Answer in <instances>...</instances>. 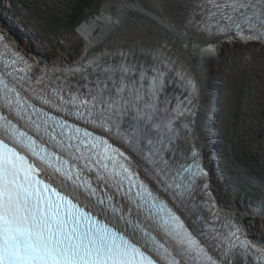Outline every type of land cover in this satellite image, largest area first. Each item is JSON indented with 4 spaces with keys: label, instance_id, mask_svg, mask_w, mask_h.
<instances>
[{
    "label": "snow or ice",
    "instance_id": "6c2138e0",
    "mask_svg": "<svg viewBox=\"0 0 264 264\" xmlns=\"http://www.w3.org/2000/svg\"><path fill=\"white\" fill-rule=\"evenodd\" d=\"M183 8L198 32L264 40V0ZM198 90L165 46L41 66L0 34V264H264L184 148Z\"/></svg>",
    "mask_w": 264,
    "mask_h": 264
},
{
    "label": "rangeland",
    "instance_id": "374dc122",
    "mask_svg": "<svg viewBox=\"0 0 264 264\" xmlns=\"http://www.w3.org/2000/svg\"><path fill=\"white\" fill-rule=\"evenodd\" d=\"M102 1L96 0L79 20H82L81 25L84 19L87 20L82 32L88 37L72 30V24H67L71 29L63 26L66 25L65 16L72 11L71 7L77 0H0V26L32 58L67 64L85 54L90 37L99 38L96 34L102 33L101 22L106 20L99 13ZM105 1L104 5L107 6L113 0ZM94 12L97 14H91ZM48 21L53 25L49 29L44 27ZM58 24L61 26H56ZM54 25L59 30L56 35L51 31L56 29ZM239 40L236 36H225L218 41L216 57L204 54L211 66V73L206 69L209 73L207 76L211 78L210 96L206 100L207 105L213 106L212 121L208 128L213 145L210 155L205 154V157L208 166V157L214 158L213 164L209 166L211 183L222 203L232 206L234 212L246 218V224L254 232L263 235L264 44ZM201 90L203 98L202 82ZM214 172H217V177ZM240 184L252 188L255 195L252 197Z\"/></svg>",
    "mask_w": 264,
    "mask_h": 264
},
{
    "label": "bare ground",
    "instance_id": "6f19581e",
    "mask_svg": "<svg viewBox=\"0 0 264 264\" xmlns=\"http://www.w3.org/2000/svg\"><path fill=\"white\" fill-rule=\"evenodd\" d=\"M181 4H183V0H113L111 4L107 6L104 5L103 10H105V13L110 15V20L118 19V21H120V26L107 24L106 29H104L102 33L97 34L99 38L90 37L88 45L85 46V54L82 55L76 61L80 62L89 54L98 52L105 48H116L118 46H125L124 44L126 43L136 44V46H139V44H141V42L145 38L156 41H164L170 45H173V47L180 53V55L186 58L189 66L195 72L198 80L200 81V85L202 82L203 98L201 96V106L199 107V112L197 113V116L194 119L192 139L197 143L199 147H201L204 154L210 155V148L213 144L212 135L208 128L209 125H211L212 121L211 116L213 114V106H210L209 104L207 105L208 102L206 100V97L208 96L209 98L210 96L209 87L211 84V78L210 76H207V70H209V72L211 73V66L207 62L205 57H200L202 51L206 48V44L200 43L199 39L195 38L193 35L183 30L182 26L180 25V19L178 15L179 13H181ZM75 6L76 4L71 8H74ZM115 6L120 7L115 8ZM71 15H74V13L67 14L65 16L64 19L66 20V25L63 26H66L67 29H71L70 27H68L67 24H72L74 26L72 28L73 30L76 29V23L70 21ZM57 26L60 27L61 25L58 24ZM82 26L81 32L83 29ZM103 26L104 25H102V27ZM3 31L6 33V30L3 29ZM175 31L180 32L181 35L176 34ZM82 34L85 37H88L86 33L82 32ZM109 40H112L109 44L104 46L100 45ZM95 42L97 43L95 44ZM93 44H95L96 46H92ZM208 45L211 44L208 43ZM218 47V41L213 43V46H211L212 49L217 50ZM206 53H208L210 57L213 56L212 51H207ZM33 60L37 63L38 61H41V63L44 65L50 64L49 61L54 62L53 60H39L38 57L37 59L35 58ZM54 64L56 66H61V63ZM201 92L202 90L200 88V93ZM196 134L198 137L196 136ZM208 148L210 151H208ZM213 162L214 158L212 156L208 157L209 166L212 165ZM251 170L254 171L255 169ZM214 175L215 177H217V172H214ZM223 208L233 217L242 221V215L234 212L233 209L228 206V203L223 202ZM256 212L257 211L255 210L254 213ZM245 226L248 229V232L255 239L260 240L262 237H264V234L260 235L259 233L254 232L253 228L248 224L245 223Z\"/></svg>",
    "mask_w": 264,
    "mask_h": 264
},
{
    "label": "trees",
    "instance_id": "16d2710c",
    "mask_svg": "<svg viewBox=\"0 0 264 264\" xmlns=\"http://www.w3.org/2000/svg\"><path fill=\"white\" fill-rule=\"evenodd\" d=\"M95 3H96V0H77V2L75 3L76 6L74 8H71L72 11L67 13V14L75 13L74 15L70 16V21L75 22L77 24L79 22V20L82 18V16L87 14V10L91 9ZM79 17H81V18H79ZM55 23H56V21H55ZM52 26L53 25H52L51 21H48V24H46L44 27L49 29ZM51 31L54 32L53 33L54 35H56L57 32H59L58 27H56L55 30H51ZM230 164H231V162H230ZM246 190L248 191V194H250L252 197L254 196V192H253L252 188H246Z\"/></svg>",
    "mask_w": 264,
    "mask_h": 264
},
{
    "label": "flooded vegetation",
    "instance_id": "af4514ba",
    "mask_svg": "<svg viewBox=\"0 0 264 264\" xmlns=\"http://www.w3.org/2000/svg\"><path fill=\"white\" fill-rule=\"evenodd\" d=\"M58 63V62H57ZM196 136H197V134H196ZM198 137V136H197ZM196 138V137H195Z\"/></svg>",
    "mask_w": 264,
    "mask_h": 264
},
{
    "label": "water",
    "instance_id": "95a60500",
    "mask_svg": "<svg viewBox=\"0 0 264 264\" xmlns=\"http://www.w3.org/2000/svg\"><path fill=\"white\" fill-rule=\"evenodd\" d=\"M258 240V239H257ZM259 241V240H258Z\"/></svg>",
    "mask_w": 264,
    "mask_h": 264
}]
</instances>
